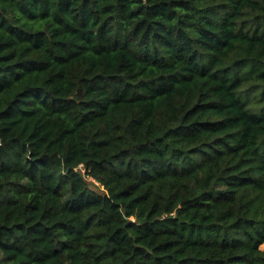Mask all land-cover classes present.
I'll return each instance as SVG.
<instances>
[{
    "label": "trees",
    "instance_id": "trees-1",
    "mask_svg": "<svg viewBox=\"0 0 264 264\" xmlns=\"http://www.w3.org/2000/svg\"><path fill=\"white\" fill-rule=\"evenodd\" d=\"M264 0H0V264H264Z\"/></svg>",
    "mask_w": 264,
    "mask_h": 264
},
{
    "label": "rangeland",
    "instance_id": "rangeland-1",
    "mask_svg": "<svg viewBox=\"0 0 264 264\" xmlns=\"http://www.w3.org/2000/svg\"><path fill=\"white\" fill-rule=\"evenodd\" d=\"M261 248L264 249V245H262Z\"/></svg>",
    "mask_w": 264,
    "mask_h": 264
}]
</instances>
